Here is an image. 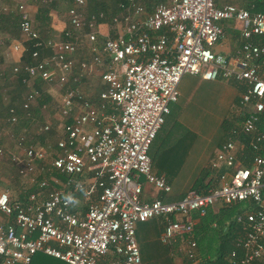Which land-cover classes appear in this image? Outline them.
<instances>
[{"label": "built area", "instance_id": "1", "mask_svg": "<svg viewBox=\"0 0 264 264\" xmlns=\"http://www.w3.org/2000/svg\"><path fill=\"white\" fill-rule=\"evenodd\" d=\"M112 1V12L87 14L86 0H71L68 28L57 42L41 39L25 6L15 5L18 32L32 47L29 62L11 67L24 91L18 107L26 112L36 104L41 82L59 94L62 125L60 137L52 138L54 149L50 142L39 146L28 139L47 136L50 124L44 123L20 132L6 151L26 190L37 191L23 201L0 191V264H30L37 253L65 264H141L136 224L157 217L159 242L168 253L197 264L191 214L199 218L214 204L235 203H244L235 217L242 230L228 263L264 264V135L258 132L264 113V13L217 7L215 0ZM227 20L241 24L243 40L230 66L212 52L222 36L219 22ZM84 45L89 58L75 64L74 54ZM93 70L103 87L96 98L80 89ZM183 75L241 86L234 123L207 165L216 186L204 195L188 190L178 201H144V185L170 192L165 177L152 171L147 151L177 101ZM8 121L17 122L13 108ZM49 170L65 180H47Z\"/></svg>", "mask_w": 264, "mask_h": 264}, {"label": "crops", "instance_id": "2", "mask_svg": "<svg viewBox=\"0 0 264 264\" xmlns=\"http://www.w3.org/2000/svg\"><path fill=\"white\" fill-rule=\"evenodd\" d=\"M219 2L220 1H217L216 3L217 7L234 5L238 8L236 4L237 1L235 0H226L224 3ZM16 4H23L25 6L33 19L36 33L43 40L48 39L57 42L62 39L63 32L68 28L66 12L71 7V3L68 0H0V7L7 6L8 8V12L6 14L0 12V69L3 70L0 71V73L2 72V82L4 81V76H6V71H4V68H11L16 63L23 61L24 52L21 51V48L25 47L28 43L24 41V38L19 34L17 29V17L15 10ZM114 4L115 2L112 0H86L85 11L87 14L104 9L112 12L114 9ZM219 24L222 28V36L212 47V52L225 60L227 66H230V60H232L237 55V52L243 43V40L239 35L241 24L234 20L221 21ZM102 32L103 35L107 34V29L104 27ZM102 39L103 37L99 35L97 41L100 43ZM14 45L18 46V49L15 51L12 50V46ZM49 52V50H45L43 53L47 54ZM88 58L89 54L85 48V45L81 49L77 50V52L74 54L75 61L82 59H86L85 61H87ZM94 71L96 70H93V72ZM93 72L89 73L84 79H82L80 86L81 91L92 94L96 92V88L101 86L100 80L97 79V82L93 84V86L90 84L87 85L89 89L84 90L82 88V85L85 84ZM12 79H14L13 76ZM90 79L92 80L91 77ZM14 80L15 81L10 80L7 83L1 82L0 88L1 95H3V103L6 102L7 98H14L13 103L15 106H17L24 97V91L21 86H18L17 80ZM36 84L39 85L37 89L40 91V99L36 102V104L31 105L30 109L26 112H22L19 109L20 114L22 116L23 114L26 116V124L20 126L18 132L15 131L14 134L11 132V144L9 143V132L3 131L0 128V159L4 158L8 160L6 151L11 149L15 138L21 134L20 132L23 130L31 131L35 124L42 125L44 123H49L50 131L48 132L47 136H29L28 139H30V144L42 146L45 144V142H50L51 148H55L52 138L55 136L57 138L60 137L59 134L61 132L62 121L59 119L57 111L50 112L49 110L47 113V108L43 104V101L47 100V102H49V100H53L55 105H57L59 108V94L53 87L45 85L41 82H36ZM240 91L241 86L233 80L223 81L221 79H216L214 81H206L198 76L191 75H183L180 78L177 85V101L175 104L171 105L169 109L172 110L175 108V112L177 113L176 121L180 124L182 129L180 132H176L171 138H169V140H167V147L162 151L160 159L164 157L166 159V165L173 162L174 168H177L178 171H183V173L191 179L195 176L190 183L189 188L193 184L199 172L203 168H207L208 162L213 158L216 149L225 139L227 132H224L225 134L221 141L219 140L220 134L215 133L210 138V136L206 133V135L204 134L205 139L200 138L205 140V142H199V137H201L203 134L202 127L204 126V122L206 120L205 117L214 113L215 111L218 113H223L224 119L221 121L220 126L222 127V122L226 121L230 127L234 123L233 109L237 103ZM16 116L18 122L19 116L17 112ZM207 140H210V143H208ZM213 140L216 141L214 145ZM152 171L154 172L153 169ZM154 173L156 174V172ZM157 175H163L166 177L163 173ZM172 178L174 177L172 176L166 180L169 185ZM213 178H215V175ZM149 188L150 187L148 185L143 186L141 197H143L144 193L146 194V198L143 197L144 201L159 199V194L162 193L156 192L155 190L151 191ZM0 191L9 192L7 189ZM185 192L186 191L178 194H166L164 197L179 198ZM84 202V199L79 197L77 206L81 214L84 212ZM192 218L196 223L195 227L198 226L199 218ZM161 229L162 223L160 222L159 234Z\"/></svg>", "mask_w": 264, "mask_h": 264}, {"label": "trees", "instance_id": "3", "mask_svg": "<svg viewBox=\"0 0 264 264\" xmlns=\"http://www.w3.org/2000/svg\"><path fill=\"white\" fill-rule=\"evenodd\" d=\"M71 3V0H68ZM122 1L123 0H119ZM165 0H147V4L150 3H159ZM217 1L226 2V0H215V5ZM237 1L238 8H243L250 13L253 12H261L264 13V0H235ZM219 2V3H220ZM217 6V5H216ZM234 6V5H233ZM147 12H150L151 9L149 7L146 8ZM32 51V47L30 43H27L24 50V59L23 62H29V55ZM49 54V53H47ZM44 55H46L44 53ZM86 59L75 61L77 64L80 61H85ZM1 66V65H0ZM0 71H3L0 69ZM6 71V76H4V82H8L12 79V71L11 68H4ZM2 74V72H1ZM18 86H20L19 81L17 80ZM39 85L36 84V88ZM103 87L99 86L95 89V93H93V98L97 97V94ZM2 99V100H1ZM14 98L6 100L3 103V95H1L0 88V109H4L3 112H0V118L7 115V123L8 121V109L13 108L15 113L17 112L19 119L14 126V132L20 129V126L26 124V116L20 114L19 107L14 105ZM175 104V103H174ZM173 105V104H172ZM171 105L169 106V108ZM18 110V111H17ZM176 115L174 109H169V113L164 117L163 123L160 126L159 130L156 132L154 139L152 140L147 154L150 159L151 169L156 172V174L163 173L167 178H171L173 175L172 170H176L174 168V163L166 165V159L162 157V151L167 147V140L171 138L176 132H180L182 127L176 121ZM235 122H238L235 120ZM12 125V124H11ZM229 126L226 121L222 122V129L224 132L228 130ZM179 130V131H178ZM258 132L264 135V113L261 116L260 123L258 124ZM225 134V133H224ZM10 164V163H9ZM11 167L12 164H10ZM47 167V166H46ZM14 169V168H13ZM15 171V169H14ZM171 171V173H169ZM48 172V171H47ZM16 174V172H15ZM17 176V174H16ZM35 177H39V173L35 172ZM44 177L48 180L49 178H57L59 181H64L65 178L62 175H59L57 172L53 170H49V172L44 175ZM18 187L15 188L16 192L12 195L15 199L18 198L19 201H23L26 198V194L29 192L37 191L33 186L28 191L25 189V185L21 183V179L17 176ZM216 182L212 174L207 170V168H203L193 184L188 190H192L197 192L200 195H204L208 192L209 189L215 187ZM26 190V191H25ZM187 190V191H188ZM25 191V193H22ZM160 193V192H159ZM184 195V194H183ZM182 195V196H183ZM165 194H159V199L161 202H173L181 199L179 198H166ZM218 206V207H216ZM244 209V203H235L229 206L225 205H216L207 208L202 217H199L198 226H196L193 230V238L196 242V250L199 253V259L197 264H229L228 263V253L234 249V241L241 233V224L235 221L236 215H241ZM191 217H197L196 213H192ZM162 221V217L153 218L147 220L142 223L136 224L135 227V239L139 250L141 264H189L190 262L183 256L173 255L171 256L168 253V248L163 246L158 241L159 236V227L160 222ZM214 225V226H213ZM176 262V263H175ZM30 264H65L62 261L57 259L45 256L43 254L37 253L32 257Z\"/></svg>", "mask_w": 264, "mask_h": 264}, {"label": "rangeland", "instance_id": "4", "mask_svg": "<svg viewBox=\"0 0 264 264\" xmlns=\"http://www.w3.org/2000/svg\"><path fill=\"white\" fill-rule=\"evenodd\" d=\"M90 77L92 78V80L90 79ZM89 77V79L85 82L84 85H82V88L84 90H87L89 89L87 87V85H91L93 86V84H95L97 82V79L99 80V74L98 72L94 71L93 74ZM13 81H15L14 79H11ZM4 82V81H3ZM2 82V83H3ZM7 83V81H6ZM43 104L46 106L47 108V113L51 111H57L58 109V106L55 105V102L52 100L49 102L46 101H43ZM0 112H3V115L4 114V109H0ZM224 114L223 113H218L217 111H215L214 113L212 114H209L207 115L205 118V122H204V126L202 127L203 129V134L201 135V137H199V142H205V140H202L200 138H204V134L206 135V133L210 136V138L213 136V134L215 133H218L220 134V141L221 139H223L224 137V131L222 129V127L220 126L221 124V121L224 119ZM14 125H11V124H8L7 123V115L0 118V128L3 130V131H7L9 132V136H10V139H9V143L11 144V132L14 134ZM19 131V129L17 130V132ZM208 143H210V140H207ZM216 143L215 140H213V145ZM209 148H210V144H209ZM178 169H176L175 171L172 170V173L171 171H169V173H171L173 175L174 178H172L171 182H170V192L167 194V195H170L172 193H181V192H184V191H187L188 188H189V185L190 183L192 182V180L194 179V177L191 179L190 177L186 176L183 171L179 170V174L177 175V172ZM177 172V173H176ZM177 175V176H176ZM18 178L15 174V171L14 169L11 167V165L9 164V161L7 159H0V190H3V189H7L11 195L15 194L16 190L15 188L18 187ZM22 184L25 185V189H27V185L21 181ZM149 190L153 191L154 189L149 186ZM17 193V192H16ZM144 198H146V194L144 193L143 195ZM143 197H141L142 200ZM218 207V206H216ZM197 259H199V253L197 252ZM176 263V262H175Z\"/></svg>", "mask_w": 264, "mask_h": 264}, {"label": "snow or ice", "instance_id": "5", "mask_svg": "<svg viewBox=\"0 0 264 264\" xmlns=\"http://www.w3.org/2000/svg\"><path fill=\"white\" fill-rule=\"evenodd\" d=\"M0 202H2V201H0Z\"/></svg>", "mask_w": 264, "mask_h": 264}]
</instances>
